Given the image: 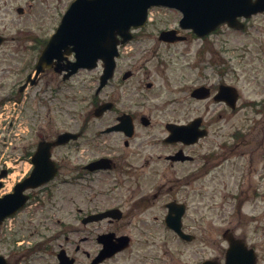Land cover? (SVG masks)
Segmentation results:
<instances>
[{"label": "flooded vegetation", "instance_id": "af4514ba", "mask_svg": "<svg viewBox=\"0 0 264 264\" xmlns=\"http://www.w3.org/2000/svg\"><path fill=\"white\" fill-rule=\"evenodd\" d=\"M4 6L6 3L1 2ZM160 32L152 23L134 30L132 42L144 47H120L115 75L100 92L102 65L96 77L91 76L94 70L82 69L66 78L65 72H57L54 67L36 75V63L48 38L39 35L34 47H28L37 56L18 86L21 95L11 87L0 96V121L9 119L11 129L19 119L23 127L21 147L6 151L8 155L4 156L11 165H0V177L4 175L0 178V197L12 194L31 174L40 141H54L65 132L77 138L51 149L56 176L27 190L25 206L0 226V255L8 264H226L230 242L237 240L243 249L232 264H246L247 258L250 263L254 259L255 264H264L261 246L249 244L245 235L237 236L230 230L217 234L205 228L204 214L192 219L200 222L195 227L185 222L189 212L186 189L201 182L204 174L225 166L228 160L232 167L236 159L239 163L238 159L245 158L248 173L254 168L257 171L264 162V89L254 86L264 81V69L253 66L256 61H264V11L238 17L236 26L223 23L201 38L192 30H181L179 43L160 42L165 47L182 44L187 47L186 56L193 43H199L193 68L199 70L198 74L210 72L197 84L184 86L187 78L183 77L179 85L194 105L207 103L202 112H192L187 102L155 101L161 97L156 89L169 87L167 67L161 61L152 71L161 79L162 88H157L154 81L132 84L139 73L134 69L145 68L150 62V50L145 46ZM241 66L250 68L238 69ZM152 71L146 68V76L150 77ZM6 85L0 77V88ZM37 85H44L45 91L52 88L56 94L70 90L64 97L68 100L65 113L69 121L38 117L31 119L30 128L26 100L28 91ZM93 85V97L76 94L78 90L86 95ZM246 85L252 94H247ZM201 86L209 88L210 96L196 99L193 91ZM120 88L129 94L127 101L108 97L100 100L105 91L111 89L108 92L113 95V90ZM12 102L16 112L15 106L20 103L14 120L10 116L13 109H9ZM105 104L111 105L95 116V110ZM6 110L8 116L3 118ZM196 119L201 120L199 130H207L206 137L195 143L172 138L171 126H187ZM32 132L35 141L29 144L27 138ZM173 203L174 208L185 207L183 229L187 238H180L165 224ZM123 237L127 238L126 246L104 256L108 246ZM172 240L176 243L175 257L169 248ZM188 248L193 249L192 261L186 258ZM182 257L186 260L181 261Z\"/></svg>", "mask_w": 264, "mask_h": 264}, {"label": "rangeland", "instance_id": "374dc122", "mask_svg": "<svg viewBox=\"0 0 264 264\" xmlns=\"http://www.w3.org/2000/svg\"><path fill=\"white\" fill-rule=\"evenodd\" d=\"M73 0H0V32L7 37V41L0 47V77L7 85L0 88V96L4 94L6 88L12 87L15 94L21 95L18 92V86L21 84L24 74L36 62L35 57L37 53L29 51L28 47H34L35 38L42 35L45 39L48 38L57 28L62 16L68 9ZM1 2H5L6 6L1 7ZM27 2L33 3V9L23 16L16 13L18 7H25ZM151 17L154 27L164 29L167 27H178V22L181 18V13L166 8H154ZM199 43H193L191 53L186 56L185 49L187 47L182 44H177L173 47H165L156 39L149 41L145 46L150 52V62L147 67L141 69L136 68L139 73L132 81V84L143 83L144 81H154L157 88H162L159 85L161 79L152 70L159 67L161 61L166 65V73L168 75L169 87L160 91L156 89V93L161 94V97L155 101H176L179 103L187 102V107L193 108L192 112H202L207 103L194 105L190 96L181 90L179 82L181 79L187 78L184 86H192L197 84L200 80H205V73L210 71H202L198 74L199 70L193 68L196 63L194 52L197 50ZM138 46L144 47L140 42L131 43L128 49ZM28 59V60H27ZM125 63L130 65L127 60ZM127 65V66H128ZM257 69H264V61H256L253 64ZM152 71L150 77L146 76L145 69ZM162 68V67H161ZM238 68V67H237ZM250 68L249 66H241L238 69ZM99 74V69L91 73L92 77ZM198 74V75H197ZM257 88L264 89V81L259 83ZM96 86L93 85L91 91L86 95L80 91L76 94L81 97H93ZM139 89L145 92V88L139 86ZM69 89H64L59 93H53L52 88L45 91L44 85H37L28 91V99L26 100L27 117L29 118V126L32 127L31 119L38 117L56 118L62 117L69 121L70 117L66 111L67 99L64 97L69 95ZM108 91H111L109 89ZM105 91L100 95L102 98L114 99L118 98L122 101L129 99V94L126 93L125 88L113 90V95ZM247 94L251 93L250 86H245ZM130 93V92H129ZM83 101V99H81ZM119 107V105H117ZM20 103L15 106L17 112L14 111V103L10 104L9 109H13L10 114L11 119L17 117ZM6 110V115L8 116ZM79 113V112H77ZM244 116L238 117L239 119ZM10 120H8L9 122ZM14 131L9 130L5 132L4 137L7 138L6 145H9L10 150H18L21 147L22 141L20 139L21 121L19 119L14 122ZM1 127V126H0ZM4 127V125H3ZM29 144L35 141L34 133L28 134L27 138ZM3 143V138L0 135V154L5 149H8ZM205 150V149H204ZM239 163L234 162V166H230V160L225 163V166H217L208 174H204L201 182H195L190 185L186 190L189 192L188 207L189 212L185 222L191 227L200 222L196 219V215L204 214L205 220L203 225L205 228L214 229L220 234L225 229L235 231L237 235H245L248 243L253 245H260L259 250L261 255H264V162L260 167L255 168L248 173V167L245 165V158L238 159ZM29 167V166H28ZM197 191V194H195ZM156 226L160 227L161 223ZM163 230L160 229L159 232ZM174 240L171 241L169 248L171 249L172 257L176 256ZM189 255L186 257L188 261H192L193 251L188 248ZM186 258H180L185 261Z\"/></svg>", "mask_w": 264, "mask_h": 264}, {"label": "water", "instance_id": "95a60500", "mask_svg": "<svg viewBox=\"0 0 264 264\" xmlns=\"http://www.w3.org/2000/svg\"><path fill=\"white\" fill-rule=\"evenodd\" d=\"M152 6H167L182 11V26L191 28L199 36H203L222 23L234 25L239 16H250L264 11V0H257L255 3H252V0H75L64 15L57 33L44 50L38 71L51 67L55 59L62 61L65 55L72 53H75L76 62L69 67L73 68L74 72L79 68L94 69L98 61L102 60L105 62L100 85L102 88L115 70V57L118 55L117 46L120 42L118 37L122 38V43L130 40V29L140 27L146 22L147 11ZM19 12L23 11L20 9ZM173 36L174 32L168 31L162 33L161 39L170 40ZM206 92L207 90L200 88L194 92V96L204 98L208 96ZM199 125L200 121L197 120L189 126L172 128V132L175 138L194 142L198 136L205 135V132H198ZM69 138L70 135L66 134L60 136L55 143L40 144L39 152L34 158L36 168L31 177L19 184L14 194L0 198V224L23 206L27 199L23 195L24 190L53 176L54 173L46 170L49 166L45 162L50 156L49 149ZM181 216L182 212L176 216L170 214L167 224L179 235L184 236ZM237 248L234 246L235 250ZM234 249L227 255L228 264L234 261ZM0 264H6L3 257H0Z\"/></svg>", "mask_w": 264, "mask_h": 264}]
</instances>
